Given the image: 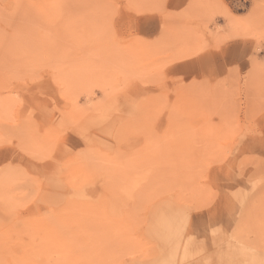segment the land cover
<instances>
[{
  "label": "rangeland",
  "instance_id": "rangeland-1",
  "mask_svg": "<svg viewBox=\"0 0 264 264\" xmlns=\"http://www.w3.org/2000/svg\"><path fill=\"white\" fill-rule=\"evenodd\" d=\"M130 179L127 208L85 185L74 210ZM0 182V264H143L164 203L207 224L197 258L264 261V0H0Z\"/></svg>",
  "mask_w": 264,
  "mask_h": 264
},
{
  "label": "bare ground",
  "instance_id": "bare-ground-1",
  "mask_svg": "<svg viewBox=\"0 0 264 264\" xmlns=\"http://www.w3.org/2000/svg\"><path fill=\"white\" fill-rule=\"evenodd\" d=\"M168 175H167V177L170 179L169 180V182L170 181H172L173 180V178L174 177H176V178H178V176H176L175 174V176L173 177H169V175H171V174H169V173H167ZM166 176H164V177H161L160 176V178H161V180L160 181H158L160 178H158V179H154V181L156 180V181H158V184H161L163 181H162V179H164V182H168V179L167 178H165ZM166 179V180H165ZM175 179V178H174ZM131 181H132V179H130ZM127 182L129 181V180H126ZM126 181H121V182H117V183H114V182H116V181H111V183L109 182H107V181H101V182H86V183H84V184H80V183H75V184H70V182H67V184L69 183L70 185H72V187H70V185H69V187H70V190H72L73 192H70V190H69V192H70V195L72 196L71 197V199H73V197H76L77 199H75V200H70V198L67 200V201H69L70 203H71V201L72 202H74V203H72L73 205L75 204V206H74V210L76 209V210H79L80 208H79V206H82L84 203H86V200H91V201H93L94 202V197L91 199V198H89V199H87L88 197H89V194L88 193H86V192H84L83 190H82V188L85 186V185H95V186H97L98 185V187H97V189H98V192H97V194H95L94 196H98L99 197V201H98V204H97V208L99 209V207L100 206H102V204L100 203L101 201H102V203H104L103 201L104 200H106L105 198H110V199H112V202H113V199L114 198H117L116 200H120V198H123V199H121L120 201H122V203L124 204V207L128 204L127 202H126V197H125V200H124V197H122V196H124L125 194H127V193H129L128 192V186H130V189H131V192L129 193V194H131L132 192H134L136 189H134L135 188V185L137 184H135L134 185V183H133V181L131 182V181H129L128 183H126ZM136 181H138L139 182V180H135V182ZM153 180H151V182H152ZM175 181V180H174ZM177 181H178V179H177ZM176 181V183L177 184H175V185H178V182ZM180 181V180H179ZM63 182V181H62ZM62 182H60V183H62ZM145 182V181H144ZM143 182V183H144ZM166 182V183H167ZM43 183V182H42ZM52 183V182H51ZM65 184H66V182H64ZM72 183V182H71ZM142 183V184H143ZM151 184L149 181H146V184L144 183L143 185H141L140 183H138L137 185H139L140 184V187L141 186H147L148 184ZM157 183V182H156ZM165 183V185H166V187H168L169 186V191H170V189H171V187L174 185V184H172L171 182H170V184H172L171 186L167 183L166 184ZM4 184H6V183H4ZM3 184V185H4ZM26 184V183H25ZM33 184H35V183H33ZM33 184H31V185H33ZM41 184V183H40ZM40 184H38V186L40 185ZM44 184V183H43ZM64 184V185H65ZM152 184H153V182H152ZM2 185V183L0 182V186ZM2 185V189H1V187H0V189L3 191V188H4V186ZM30 185V184H29ZM28 185V186H29ZM30 185V186H31ZM37 185V183L35 184V186ZM162 185H164V183H162ZM168 185V186H167ZM9 186V185H8ZM29 186V187H30ZM34 185L31 187V188H33V187H35ZM42 186V185H41ZM94 186V187H95ZM111 186V188H109ZM149 186V185H148ZM6 187H7V185H6ZM45 187V186H44ZM65 187V186H64ZM90 187V186H89ZM137 187V189H138V186H136ZM159 187V186H158ZM157 187V185H153V188H155V189H157L158 188ZM175 188L177 187L178 188V186H174ZM37 188V187H36ZM40 188V187H39ZM48 188H50V187H48ZM146 189H148L147 187H145ZM160 188H162V189H164L165 188V186H163V187H161L160 186ZM160 188H158V190H156V192L154 191V193H153V191H151L152 192V195L153 194H159L158 193V191L160 192L161 190H160ZM173 188V187H172ZM176 188V189H177ZM6 189H8V187L6 188ZM6 189L4 188V191L6 192ZM27 190L29 189V188H26ZM38 189V188H37ZM47 189V188H46ZM107 189V191H105ZM110 189V190H109ZM155 189H153V190H155ZM179 189V188H178ZM0 190V191H1ZM32 191H33V189H31ZM109 190V191H108ZM140 190V189H139ZM149 190V189H148ZM166 190H167V188H166ZM175 190V189H174ZM173 190V191H174ZM0 192V195H1V193H3V192ZM8 191V190H7ZM35 191H37L38 192V190H35ZM45 191V190H44ZM141 192L143 191V188H141V190H140ZM139 191V192H140ZM185 191V190H184ZM4 192V193H5ZM34 192V191H33ZM40 192V191H39ZM135 192H137L138 193V190L137 191H135ZM145 192H147L145 189H144V192H142V194L144 195V193ZM166 191L164 190V192H162V195L163 196H166V195H168L167 194V192H168V190H167V192L165 193ZM171 192H172V190H171ZM170 192V193H171ZM36 193V192H35ZM34 193V194H35ZM137 193H135L136 195H137ZM163 193H165V194H163ZM174 193H176V192H174ZM182 193H183V190H182ZM182 193H181V197L180 198H182ZM8 193L6 192L4 195H7ZM40 194V193H39ZM102 194H103V196L105 197H103L102 196ZM133 194V193H132ZM138 194H141V193H138ZM148 194V193H147ZM184 194V193H183ZM191 194H193L194 195V193H191ZM3 195V194H2ZM2 195H1V197L0 198H2ZM92 195V194H91ZM136 195H135V197H136ZM150 195V194H149ZM149 195H146V197H145V200H146V198L148 197V199H147V201L149 200V198L151 199V197L149 196ZM161 195V194H160ZM178 195L180 196V194L178 193ZM196 195V194H195ZM195 195H194V198L193 197H191V195L189 196V197H191V198H193L194 200H195ZM35 196H36V194H35ZM68 197H69V195H67ZM103 197L102 199H100V197ZM127 196V195H126ZM130 195H128L127 197H129ZM137 196H139V195H137ZM145 196V195H144ZM144 196H143V198H144ZM155 196V197H154ZM153 197L154 198H157V197H160L159 195L158 196H156V195H154ZM185 196V195H184ZM183 196V198L185 199V197ZM4 197H6V196H4ZM3 197V198H4ZM44 197V196H43ZM67 197V198H68ZM132 197H133V195H132ZM142 197V196H141ZM162 197V196H161ZM197 197H198V195H197ZM2 198V199H3ZM8 198V197H7ZM7 198H6V200L5 201H1L2 203L1 204H4V202H5V204L6 203H8V201H9V199H8V201H7ZM66 198V199H67ZM107 198V199H108ZM143 198L142 199H140V200H142L143 201ZM154 198H152V199H154ZM179 198V197H178ZM32 199V198H31ZM34 199V198H33ZM39 199V198H38ZM97 200H98V198H96ZM110 199H108V200H110ZM135 200H133V201H135V203L136 204H134L136 207L138 206L139 208V210L138 211H145L144 209L142 210L141 209V204L142 203H144V202H142L141 204H138L139 203V199H138V197L137 198H134ZM136 199H138V202H137V200ZM151 199V200H152ZM197 199V198H196ZM40 200V199H39ZM115 200V201H116ZM123 200H124V202H123ZM131 200V199H130ZM198 200V199H197ZM205 200V199H204ZM32 201V200H31ZM67 201H65V202H67ZM87 201V202H88ZM91 201L89 202V203H86V204H89L88 206H91L90 205V203H91ZM96 201V200H95ZM146 201V202H147ZM175 201H177V198L175 197ZM191 200H189V202H190ZM44 202V201H43ZM69 202H67L68 204H69ZM111 201L109 202V203H111L112 205H111V212H114L113 210H112V208L113 209H116L117 210V204L116 205H113V203H112ZM117 202V201H116ZM126 202V203H125ZM146 202H145V204H142V205H147L148 203H150V202H148L147 204H146ZM186 202V201H185ZM195 202H197L196 200H195ZM27 204H29V202H26ZM45 203V202H44ZM61 203H62V201H61ZM66 203V205H68ZM96 203H97V201H96ZM96 203H94V204H96ZM131 203V202H130ZM191 203V202H190ZM189 203V204H190ZM202 203V205H203V202H201ZM4 204V205H5ZM39 204V203H38ZM63 204H64V202H63ZM61 205L62 207L59 209L60 210V214L59 213H57V214H59L58 215V217L59 218H62V216H64V218H66L65 217V215H62V213L63 212H66L67 211V207L68 206H65V204L64 205ZM72 204H69V207L70 208H72L73 207V205ZM92 204V203H91ZM100 204V205H99ZM115 204V203H114ZM120 204H121V202H120ZM126 204V205H125ZM138 204V205H137ZM187 204V203H186ZM192 204V203H191ZM194 204V203H193ZM196 204V203H195ZM199 204H200V201H199ZM8 205V204H7ZM25 205V204H24ZM47 205V204H46ZM70 205H72V206H70ZM93 205V204H92ZM104 205H106V204H103V206ZM122 205V204H121ZM196 205H198V202H197V204ZM205 205V204H204ZM6 206V205H5ZM26 206V205H25ZM37 207H38V209H40L41 207H39L38 205H36ZM36 206H33V207H35V211H36V213H39L38 211H37V208H36ZM59 206V205H58ZM58 206H55V207H57V209H58ZM63 206H65V208H64V210L62 209L63 208ZM113 206V207H112ZM115 206L117 207V208H115ZM135 206H133V207H135ZM47 207H49V206H47ZM55 207H53V208H55ZM60 207V206H59ZM92 208H93V206H91ZM109 207V206H108ZM121 207L122 206H120V209H121ZM131 207V206H130ZM129 207V208H130ZM135 207V208H136ZM200 207H202V206H200ZM206 207V206H205ZM6 208V207H5ZM11 208V207H10ZM43 208L44 207H42V210L41 211H43ZM83 208V207H82ZM94 208H96V207H94ZM105 209H106V207H104ZM125 208H127V206L125 207ZM196 208H198V207H196ZM196 208H194V209H196ZM8 209V208H7ZM45 209V208H44ZM46 209H48V208H46ZM73 209V208H72ZM84 209V208H83ZM103 209V208H102ZM102 209H99V210H96V209H94L93 211H96V212H99V211H101V213L103 212V210ZM119 209V210H120ZM133 209L134 208H132V210L130 209H127L128 211H130V212H132V213H134L133 212ZM137 209V208H136ZM199 209V208H198ZM198 209H196V210H198ZM48 210H50L51 211V213H52V210H51V208L50 209H48ZM61 210H63L62 211V213H61ZM74 210H73V212H74ZM89 210H91V209H89ZM191 210V209H190ZM204 210V209H203ZM40 211V212H41ZM45 211V210H44ZM43 211V212H44ZM49 211V212H50ZM55 211H58V210H55ZM82 211H85V210H82ZM123 211V210H122ZM134 211L136 212L137 210H135L134 209ZM43 212H41L42 213V215H43ZM73 212H72V210H71V213H70V211L68 212L69 214H73ZM75 212H77V211H75ZM86 212V211H85ZM108 212V211H107ZM115 212H118V211H115ZM67 213V212H66ZM67 213V214H68ZM106 213V212H105ZM123 213V212H122ZM150 213V212H149ZM44 214H45V212H44ZM50 214V213H49ZM64 214V213H63ZM78 214V213H77ZM76 214V215H77ZM82 214H83V212H82ZM81 214V215H82ZM199 214H200V212H199ZM42 215L40 216V217H42ZM54 215H55V213H54ZM62 215V216H61ZM74 215H75V213H74ZM80 215V216H81ZM84 215V214H83ZM82 215V216H83ZM103 215V214H102ZM105 215V214H104ZM113 215V214H112ZM116 215H117V213H116ZM115 215V216H116ZM124 215H125V213H124ZM127 215V214H126ZM149 215V214H148ZM154 215H156V214H154ZM35 216H37V215H35ZM45 216L47 217V215L45 214ZM50 215H48V217H49ZM52 216V217H51ZM50 217H51V219H56L55 218V216H53V214L51 215ZM57 216V215H56ZM61 216V217H60ZM69 215H67V218H69L68 217ZM78 216V215H77ZM81 216V217H82ZM85 216V215H84ZM84 216H83V218H84ZM210 217H211V215H209ZM45 217V218H46ZM54 217V218H53ZM75 217V216H74ZM100 217H102V216H100ZM106 217V216H105ZM37 218H39V217H37ZM44 218V217H43ZM59 218H57L56 220H59ZM70 218H72L73 219V217H71L70 216ZM69 218V219H70ZM104 218V217H103ZM122 217H121V215H120V219H121ZM212 218V217H211ZM41 219V218H40ZM39 219V220H40ZM51 219H50V221H51ZM105 219V218H104ZM111 220V217H109L108 218V220ZM113 219H114V217H113ZM199 219V218H198ZM214 219V218H213ZM34 220H35V217H34ZM38 220V219H37ZM37 220H35L36 222H37ZM47 220V222H48V220L49 219H46ZM122 220H124V222H125V216H124V218L122 219ZM155 221V223H153L152 224V222H151V226H152V230L154 231V233L156 234L157 233V237L155 238V241L152 243V241L153 240H151V242H150V244L152 243V244H154L153 245V250H152V256L150 257V252H151V249H149V255L147 254V253H144L145 255H144V260H143V264H205V263H209V264H212L213 262H216V261H218V263L220 264L221 262L224 264L227 260H228V258H224V257H220L219 256V254H216L215 256H214V253H215V251L214 252H212V253H210L209 252V254L205 257V258H202V259H200V257H198L197 258V256H195L193 253V251H194V249H196V248H201L200 246H196L195 244V242H197L198 241V239H196L199 235H200V233H201V231L203 230V229H205L206 227H207V224L205 223L204 224V221L202 222L201 220H193L190 216L188 217H185L184 215H181V214H179V213H175V210H174V208H173V206L172 205H170L169 203H164V205H162V206H160V208L158 209V211H157V215L155 216V219H152V221ZM215 220V219H214ZM43 221V219H41V221L40 222H42ZM111 221H113V220H111ZM110 221V222H111ZM153 221V222H154ZM36 222H35V224H36ZM45 222V219H44V221H43V224H44V226H43V224L41 225V227L42 228H44L45 227V225L46 224H48V229H51L50 228V226H52L51 224H53V223H50V226H49V223H44ZM52 222V221H51ZM38 223L39 222H37V225H38ZM112 223V222H111ZM111 223H110V225H108L107 223H103L104 225L105 224H107L108 226H109V228L112 226L111 225ZM119 224L120 222H116V224ZM218 223V222H217ZM224 223V222H223ZM222 223V224H223ZM33 224L34 223H32L31 225V228H34L33 227ZM67 224H71V226H72V223H71V221L69 220L68 222H67ZM216 224V222L213 224V225H215ZM56 225V224H55ZM54 225V226H55ZM121 225V224H120ZM120 225H118L119 227H121ZM206 227H205V226ZM217 225V224H216ZM29 226V227H28ZM27 226V230L28 231H30L31 232V228H30V225H28ZM54 226H52V227H54ZM229 226V225H228ZM67 227H70V226H67ZM105 227H107L106 225H105ZM119 227H117L116 228V230L119 228ZM205 227V228H204ZM213 227V226H212ZM212 227H210V228H212ZM216 227V226H215ZM235 227V226H234ZM45 228H47V226L45 227ZM236 228V227H235ZM242 228V227H241ZM36 229V228H35ZM34 229V231H36ZM108 229V228H107ZM207 229V228H206ZM205 229V230H206ZM216 229V228H215ZM119 231H121L122 229L120 228V229H118ZM209 230V229H208ZM27 231V232H28ZM32 231H33V229H32ZM118 231V232H119ZM236 231H238L237 229H236ZM242 231H244V230H242ZM211 232V231H210ZM216 232H218V231H216ZM220 232H221V230H220ZM232 233V232H231ZM211 234H213L212 232H211ZM216 234V233H215ZM244 235V234H243ZM32 236V235H31ZM102 236V235H101ZM224 236V235H223ZM237 236V235H236ZM61 237H63V236H61ZM61 237L59 238L60 239V242H61ZM109 237V236H108ZM114 237V236H113ZM113 237H112V235L109 237V238H107V240H113ZM234 237V236H233ZM95 238H97V237H95ZM204 238V237H203ZM48 239V241L51 239H49V238H47ZM47 239L46 240H43V241H45V243H47ZM64 239H66L65 238V236H64ZM154 239V238H153ZM222 240V237H221V234H217V238H216V240H215V244L218 246L217 247V249H219V250H222V248L220 249V243H218L217 244V242H219V241H221ZM225 240V239H224ZM52 241L55 243H52ZM205 241V240H204ZM50 242V241H49ZM48 242V243H49ZM56 242H57V240H55V239H53V240H51V242H50V244L52 245V246H54V245H56ZM59 242V241H58ZM60 242H59V244H60ZM64 242V241H63ZM246 242V241H245ZM66 242H64V244H65ZM54 244V245H53ZM59 244H57V245H59ZM62 245H60V246H57V248L58 247H61V246H63V243H61ZM206 244V243H205ZM225 244V243H224ZM226 244H228V243H226ZM44 245H46V244H44ZM43 245V246H44ZM204 245V244H203ZM259 245V244H258ZM42 246V247H43ZM55 246V247H56ZM152 245H150L149 247H151ZM222 246V245H221ZM42 247H40V248H42ZM44 247H46V246H44ZM47 247H48V245H47ZM46 247V248H47ZM55 247H52L53 249H55ZM64 248H65V246H63ZM208 247V246H207ZM238 249L240 248L239 246H236ZM45 248V250H43L44 248H42V252H41V250H39V252H40V254L39 255H41V253H43V255H45L46 253L45 252H43V251H48L47 249H52V248H50V245H49V247L46 249ZM62 248V247H61ZM60 248V249H61ZM63 248V249H64ZM204 248V247H203ZM234 248V247H233ZM232 248V249H233ZM264 248V247H263ZM52 249V251L51 252H53L54 250ZM59 248L57 249V253H55V252H53V253H50V252H48V255H49V253L51 254V256L54 254V256H55V259L57 258V256L59 255V253L61 252V250H60ZM215 249H216V247H215ZM59 250H60V252H59ZM94 250H96V248L94 249ZM198 250H200V249H198ZM237 250V249H236ZM34 251V250H33ZM86 251H88L89 252V254H88V252H86ZM86 251H84L83 253H84V256H86L87 257V259H89V257L92 255L91 253H90V251L87 249ZM212 251V250H211ZM27 252V251H26ZM28 252H30L29 250H28ZM59 252V253H58ZM62 252H64L63 250H62ZM61 252V253H62ZM96 252V258L94 257V260L96 259V260H99L100 261V259H104V257H106V256H102V257H100V256H98V250H96L95 251ZM94 252V253H95ZM147 252V251H146ZM153 252H155V253H153ZM221 252V251H220ZM229 252V251H228ZM233 252V251H232ZM235 252V251H234ZM241 252V251H240ZM57 254V255H56ZM230 254V253H229ZM23 255V254H22ZM24 255H25V252H24ZM27 255V254H26ZM25 255V256H26ZM32 255V256H31ZM36 252H32L31 251V254H28V256L29 257H31V258H29L30 259V261H31V259H32V257H36ZM38 255V256H39ZM48 255L46 254V256L48 257ZM61 255H63V254H61ZM87 255H89V256H87ZM147 255V256H146ZM146 256V257H145ZM40 258H42L43 256L41 255V256H39ZM47 257L45 258V260H43L42 259V261L44 262V264H46V260H47ZM61 257V259L62 258H66V255H63V256H60ZM93 257L91 256L90 258L91 259H89V260H92L93 259ZM203 257V256H202ZM38 257H36V262L38 261V260H40V258L39 259H37ZM229 258H232V257H229ZM234 258V257H233ZM261 258V257H260ZM24 259H27V258H25L24 257ZM49 259V258H48ZM106 259V258H105ZM28 260V259H27ZM52 260H53V258H52ZM51 260V261H52ZM236 260V259H235ZM234 260V261H235ZM239 260V259H238ZM237 260V261H238ZM248 260V259H247ZM30 261H28L29 262V264H32V262H33V260L30 262ZM35 261H34V263L33 264H35ZM49 261H50V259H49ZM229 261H230V259H229ZM39 262V261H38ZM236 262V261H235ZM255 262V263H254ZM254 262H252L253 264H264V261H254ZM27 263V262H26ZM40 263H41V260H40ZM40 263H36V264H40ZM228 263V262H227ZM232 263V262H231ZM28 264V263H27ZM226 264V263H225ZM249 264H251L250 262H249Z\"/></svg>",
  "mask_w": 264,
  "mask_h": 264
}]
</instances>
